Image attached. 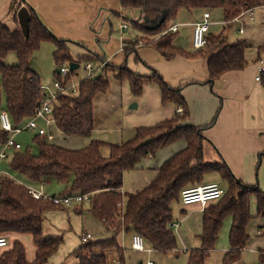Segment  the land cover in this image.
I'll list each match as a JSON object with an SVG mask.
<instances>
[{
	"label": "trees",
	"instance_id": "obj_1",
	"mask_svg": "<svg viewBox=\"0 0 264 264\" xmlns=\"http://www.w3.org/2000/svg\"><path fill=\"white\" fill-rule=\"evenodd\" d=\"M264 0H121L127 9L141 10L146 31L158 34L150 42L166 58L178 54L209 56L208 69L210 80L221 77L226 71L242 69L248 64L246 49L250 46L247 39L226 42L225 30L230 22L245 10L260 6ZM222 8L225 26L218 33L207 35V44L187 52L173 44L176 33L165 31L168 23L181 9ZM30 11L29 35L20 28L12 29L0 21V111L6 109L14 125L25 123L32 117L43 100L40 89L41 79L29 61L44 41L54 43V60L58 66L63 62L74 61L67 46V40L56 37L44 25L34 8ZM259 60L264 54V44L258 46ZM16 52L18 62L5 64L10 52ZM76 59L79 63L80 59ZM99 63L98 56L87 57ZM80 81L75 95L63 94L54 103V125L59 136L68 138L79 136L89 138L95 128L94 98L109 88L107 74L113 71L116 78L128 80L135 95H140L146 80L157 83L162 92L163 103L173 102L181 111L154 126L136 129L135 136L121 144L92 139L83 148L72 149L51 141L46 136L35 134L33 141L38 147L34 153L30 149L10 151L11 169L24 176L28 181L56 180L63 185L62 195L88 193L90 211L107 227L114 231L112 237L92 240L81 244L74 253L79 257L77 264H109L107 254L116 250L119 264H126L124 251L118 236L123 231H132L144 236L153 249L168 252L177 247V235L172 222L174 200L181 197L184 188L199 183L205 173L218 170L227 180L226 193L218 200L211 201L204 210L203 231L200 235V248L189 251L187 264H211L207 261L210 249L215 247L224 219L232 216L230 230L231 249L226 252L223 262L230 264L241 256V247L248 239L247 227L251 214V198L257 203V216L264 217V191L257 184L238 180L228 167L205 163L203 142L205 136L201 127L181 126L189 117V106L181 87L169 85L157 71L145 76L127 68L106 64ZM60 78V75H58ZM261 80L264 84V72ZM9 132L0 124V148L8 141ZM179 139L187 141V147L169 158L160 168L157 177L143 190L121 192L124 173L136 167L144 157L156 152ZM108 146L110 153L103 154ZM193 161H197L193 164ZM52 182V181H51ZM51 200L36 199L28 189L5 177L0 179V236L29 233L36 246L33 260H28L24 243L16 238L13 243L1 248L0 264H45L62 245L60 237H47L44 223L47 212L62 209ZM264 236V225L259 228ZM9 239V238H8ZM258 258L264 264V249H259Z\"/></svg>",
	"mask_w": 264,
	"mask_h": 264
},
{
	"label": "crops",
	"instance_id": "obj_2",
	"mask_svg": "<svg viewBox=\"0 0 264 264\" xmlns=\"http://www.w3.org/2000/svg\"><path fill=\"white\" fill-rule=\"evenodd\" d=\"M262 4L255 6L253 13L247 11L248 9L242 12L240 16L230 22V26L224 33L226 42H233L237 39L248 40L250 44L246 49L248 64L242 69L226 71L212 82H209V56L189 57L178 54L173 58L164 57L154 45L150 44L159 35L150 33L140 26L143 23L141 10L124 8L121 0H0V21L12 29L20 28L17 12L21 6L28 7L30 5L35 9L44 25L56 37L67 40V46L75 62H78L76 60L78 57L87 59V57L98 56L103 58L106 64L117 67L126 65L128 69L141 75L151 76L154 71H157L169 85L182 88L190 114L179 125L202 128V133L205 136L203 142L204 162L221 167L226 166L238 180L248 184H257L264 191V84L262 80L257 79L258 64L260 60H263L258 58V46L264 42L256 46L257 51L252 56L249 48L253 43L248 38L237 37L229 40V33L234 25H239L237 31L243 34L246 30V23H250L251 27H256L260 22L264 23V6ZM206 10L210 12L209 33L220 32L217 27L225 26L227 23L222 8L181 9L177 16L168 23L165 30L167 31L173 25L178 26V30L173 32L176 33L173 40L175 46L187 52H195L196 49L192 42L194 23L202 18ZM124 23L127 24L126 28L122 27ZM33 56L30 58L29 65L38 74L33 66ZM250 59H254V61ZM87 62H89L88 59ZM94 64L97 63L94 62ZM79 67L75 69V80L77 81H81L87 74L86 71L85 76H81L78 71ZM57 68H59L58 65ZM57 68L55 69V78L59 75ZM112 73L111 76L114 75V77L112 76L113 79L109 81L112 82L113 89L107 90H112L111 95L107 91L100 92L94 98L95 128L93 132L98 131L102 134L96 138H91V136L89 138L79 136L62 138L54 126L51 131L55 136L50 139L51 141L72 149L83 148L92 139L121 144L132 139L137 128L154 126L172 118L179 111L175 103H163L162 92L157 83L146 80L142 93L137 96L133 93L128 80H120L116 78L114 72ZM100 97L103 98L100 99ZM111 99L116 103H110ZM118 107L120 111L113 116L112 112L117 111ZM40 122L43 123L41 125H44L42 119L39 120ZM35 134H37L36 131ZM186 147L187 141L179 139L160 148L155 155L144 157L134 169L124 173L121 186L123 193L143 190L157 177L161 166ZM109 153L110 148L104 147L103 154L108 156ZM9 159V157L0 159V167H3L4 161ZM196 162L193 161V164ZM3 171H0L2 178H10ZM219 179L225 184H221ZM14 181L25 187L29 184L38 187L40 183V181L26 183L17 178ZM50 182L47 180L45 187ZM209 183H218L225 188L228 185L220 171L211 170L205 173L199 183L190 187ZM47 193L62 194V191ZM253 199L256 202V198L253 196L250 210L254 218L257 216V203L254 215ZM85 201L76 203L75 209L82 211ZM209 205L210 202L207 205L201 203L183 204L181 197L172 202L171 226L177 235L178 243L175 249L168 252L153 249L146 240V246L150 251L135 250L132 247L134 232H121L118 240L124 251L126 264H140V261L145 264L149 260L157 264L159 259H164L170 254L179 257L182 253H187L189 256L191 249L200 248L202 245L200 235L203 231V214ZM253 209L254 211H252ZM253 218L247 227L248 239L241 247L240 258L246 249H253L257 254L259 249H264V236H258L261 234L259 229L255 230L256 225H254L255 228L252 227ZM255 222L260 228L264 225V217ZM175 224L177 225L175 226ZM231 226L232 216H227L223 221L215 247L210 249L211 252L216 247H221L224 249L225 256L226 252L231 249ZM104 232L110 233L107 238L112 237L114 233L105 225ZM255 233L256 236H254ZM24 234L29 233L10 234L9 241L13 243L16 238L20 239ZM34 247L35 250L31 254L26 251L28 260L35 258V244ZM135 252L147 253L146 260L134 255ZM107 259L109 264H119L118 252L110 250Z\"/></svg>",
	"mask_w": 264,
	"mask_h": 264
},
{
	"label": "rangeland",
	"instance_id": "obj_3",
	"mask_svg": "<svg viewBox=\"0 0 264 264\" xmlns=\"http://www.w3.org/2000/svg\"><path fill=\"white\" fill-rule=\"evenodd\" d=\"M238 26L239 25H234V27L232 28L231 33H229V40H233L237 37L248 38L250 42L253 43L252 47L249 48V52H252L253 56V54L257 51L256 46L259 43L264 42V23L260 22L258 25H256V27H251L250 23H246V30L243 34L238 33ZM217 28L221 31L223 29V26ZM53 52L54 43L51 41H44L34 52L33 56V66L38 71V74L41 77V83L47 85H52L53 81L56 79L55 69L57 68V65L54 60ZM262 59L264 60V54H262ZM250 60L254 61V59ZM17 62V55L14 51L10 52L4 60L5 64H16ZM86 62L87 59L79 60L80 67L78 71L81 76H85L86 74ZM112 72L113 71H109L107 74L109 80L113 79L112 76L114 77V75L111 76ZM109 83L110 85L108 89H113L112 82L109 81ZM111 91H107L108 94H110ZM101 98L103 97H100V99ZM99 102H97V104H99ZM110 103L114 104L116 103V101L111 99ZM119 111L120 110L118 107L117 111L112 112V115L114 116ZM40 124L43 123L40 122ZM101 134L102 133H99L98 131H94L91 135V138H96V136H99ZM34 136V130L25 129L16 136V140L22 144L23 149H30L32 152L37 153L38 147L33 141ZM0 171H3V173H7V175L10 176V178L13 180L17 178L19 180L25 181L26 183L29 182L26 177L20 176L11 169L9 160L4 161L3 167H0ZM51 181L52 182H50V184H47L45 190L50 193L53 191L60 193L63 190V185H60L54 179H52ZM219 181L221 184H225L220 179ZM252 204L255 206V212L253 213L255 215L256 202L254 199L252 201ZM76 207L77 204L73 203L71 205H67L66 207H64V209L51 210L47 212L46 220L44 223L45 235L47 237H60L63 239V242L59 250L55 254H53L45 264H77L79 261V257L74 253V251L81 244H84L82 241V237L85 234H90L92 236V240L103 239L110 236V233L104 232V224L90 211L89 201L84 202L82 211L76 210ZM252 211H254V209ZM259 218H263V216L254 217L251 224L253 225L252 227L256 225V228L254 227L256 231L257 229H259V226H257V223L255 221ZM254 236H256V233L254 234ZM20 240L24 243L26 251L29 254H31L32 251L35 250L31 234L22 235L20 237ZM134 255L140 256V258L146 260L147 253L135 252ZM223 256L224 249H222L221 247H216L212 252L210 251L207 260L212 264H223ZM162 262L163 264H187L188 254L182 253L179 257L174 254H170V256H166V258L164 259H159L157 261V264H162ZM231 264H261V262L259 261L258 254L255 250L246 249L242 253V257Z\"/></svg>",
	"mask_w": 264,
	"mask_h": 264
},
{
	"label": "built area",
	"instance_id": "obj_4",
	"mask_svg": "<svg viewBox=\"0 0 264 264\" xmlns=\"http://www.w3.org/2000/svg\"><path fill=\"white\" fill-rule=\"evenodd\" d=\"M264 6V3L262 4ZM255 7L249 8L247 11L253 13ZM210 12L204 11L203 16L200 20L194 23L192 42L195 49H200L207 44V35L210 29ZM123 28L127 27V24L122 25ZM178 30L177 25L171 26L167 31L176 32ZM99 68H103L106 65L105 61L97 63ZM71 62H63L60 68V78H56L52 85L40 83V89L44 93V97L35 114L30 117L25 123L14 125L10 113L6 109L0 111V124L2 128L9 132L8 141L0 149V159H7L10 151H19L22 149V144L16 140L15 136L21 133L25 129H31L36 131L38 134L44 135L49 139L54 138V133L51 131L54 125V103L58 96L63 94L75 95L79 91L80 81L75 80V70L71 69ZM96 64L93 61L87 62L85 69L87 70L86 76H89L95 69ZM264 72V61L260 60L258 64V75L257 79L261 80L262 73ZM181 111V108L178 109ZM44 121V125L39 123V120ZM50 127V130H49ZM3 176L0 173V178ZM46 181L42 180L39 186L26 185V188L31 195L36 199L51 200L56 205H71L73 203H80L90 199L88 193L79 194H51L45 191ZM121 192L122 187L119 188ZM226 193V188L218 183H209L202 186L184 188L181 192V201L183 204L201 203L207 205L211 201L218 200ZM174 225V224H173ZM177 224H175L176 226ZM92 240L90 234H85L82 237L84 243H88ZM9 244V239L2 235L0 236V248L6 247ZM132 247L139 251H150L145 243V238L139 233H134L132 238ZM145 264H154L153 261L149 260Z\"/></svg>",
	"mask_w": 264,
	"mask_h": 264
},
{
	"label": "water",
	"instance_id": "obj_5",
	"mask_svg": "<svg viewBox=\"0 0 264 264\" xmlns=\"http://www.w3.org/2000/svg\"><path fill=\"white\" fill-rule=\"evenodd\" d=\"M17 17H18V21L20 24V29L22 30V32L24 33V35L28 36L29 35V21H30V11L29 8L26 5H23L19 8L18 12H17ZM71 69L75 70L79 67V63L72 61L71 62ZM57 72L60 73V68H57ZM55 194H52V196H54ZM142 261H140V264Z\"/></svg>",
	"mask_w": 264,
	"mask_h": 264
}]
</instances>
